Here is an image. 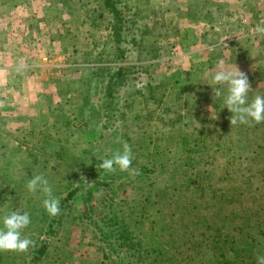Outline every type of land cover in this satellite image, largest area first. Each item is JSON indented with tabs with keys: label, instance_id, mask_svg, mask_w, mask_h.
I'll return each mask as SVG.
<instances>
[{
	"label": "rangeland",
	"instance_id": "374dc122",
	"mask_svg": "<svg viewBox=\"0 0 264 264\" xmlns=\"http://www.w3.org/2000/svg\"><path fill=\"white\" fill-rule=\"evenodd\" d=\"M118 7L116 41L102 0H0V227L21 208L34 241L0 264H126L118 231L143 264H257L264 122L231 126L213 75L224 60L247 74L249 102L264 96V0ZM125 142L135 174L97 168ZM37 174L60 215L27 190Z\"/></svg>",
	"mask_w": 264,
	"mask_h": 264
},
{
	"label": "clouds",
	"instance_id": "9594fccd",
	"mask_svg": "<svg viewBox=\"0 0 264 264\" xmlns=\"http://www.w3.org/2000/svg\"><path fill=\"white\" fill-rule=\"evenodd\" d=\"M258 32L264 33V27L257 26ZM215 84H226L227 95L224 99V107L232 114L229 117L231 126L236 124H251L264 122V96L256 95L254 99L248 101V93L251 89L250 82L246 73L242 72L236 65L226 67L224 60H219L213 75ZM220 92L214 89V96H219ZM117 143L120 139L117 138ZM131 147L125 142L123 151H117L112 158L103 159L97 165L98 169L105 172H115L117 167L122 172L135 174L136 170L132 165ZM27 190L33 194L40 192L45 197L42 201L46 212L56 217L60 215V200L53 196V189L49 181L43 174L34 175L27 182ZM31 223L28 212L21 208L11 211L2 217L0 227V252H26L34 241L22 236V231ZM257 264H264V255H257Z\"/></svg>",
	"mask_w": 264,
	"mask_h": 264
},
{
	"label": "trees",
	"instance_id": "16d2710c",
	"mask_svg": "<svg viewBox=\"0 0 264 264\" xmlns=\"http://www.w3.org/2000/svg\"><path fill=\"white\" fill-rule=\"evenodd\" d=\"M103 4L109 12L111 13L112 17L116 19V23L113 26V34L116 41H119L122 39V32L121 29L124 26L125 18L123 19V15L121 13V10L118 7L119 0H102ZM123 52V50H122ZM121 52V54H122ZM118 73L123 75V72L118 71ZM83 182L79 184L78 186L71 189L68 193L71 194L78 190V188L82 187ZM115 239H120V243L126 244L128 247H130L132 252H129L130 255L129 259L126 261V264H143L146 260V257H144L143 250L141 249V245H139V242L134 239L132 235L129 234V237L127 233L124 232H117L115 234ZM46 247V243L43 241L41 245L34 250L32 255V260H37L41 257V255L44 253Z\"/></svg>",
	"mask_w": 264,
	"mask_h": 264
}]
</instances>
